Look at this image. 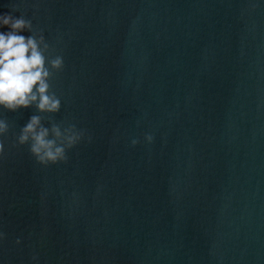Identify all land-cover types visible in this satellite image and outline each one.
<instances>
[{
	"label": "water",
	"instance_id": "95a60500",
	"mask_svg": "<svg viewBox=\"0 0 264 264\" xmlns=\"http://www.w3.org/2000/svg\"><path fill=\"white\" fill-rule=\"evenodd\" d=\"M0 12L23 14L21 34L64 61L50 69L57 111L0 109L2 264H264V0H0ZM32 115L93 139L41 166L16 143ZM146 130L151 145L128 146Z\"/></svg>",
	"mask_w": 264,
	"mask_h": 264
},
{
	"label": "clouds",
	"instance_id": "9594fccd",
	"mask_svg": "<svg viewBox=\"0 0 264 264\" xmlns=\"http://www.w3.org/2000/svg\"><path fill=\"white\" fill-rule=\"evenodd\" d=\"M5 26L6 30L0 31V109L15 111L34 104L38 112L57 111L60 100L49 92V77L50 69H62L63 58L55 55L46 60L45 50L48 45L43 36L21 34L24 30L31 29V21L23 14L13 16L11 13L0 12V28ZM6 129V122L0 118V135H3ZM49 131L53 138H49ZM82 139L91 142L93 138L83 129L77 130L74 125H69L63 130L55 124L51 129L46 128L41 125L39 116L32 115L21 127L16 143H27L33 160L41 166H48L64 162L67 159L66 149L77 145ZM153 140V133L146 130L141 136L129 137L128 146L134 148L138 144L151 145ZM5 150V145L0 142V157L4 155ZM46 195L41 192V200H44ZM4 238L5 233L0 231V241ZM15 243H20L19 237ZM31 261L33 264H39L35 254L31 256Z\"/></svg>",
	"mask_w": 264,
	"mask_h": 264
}]
</instances>
